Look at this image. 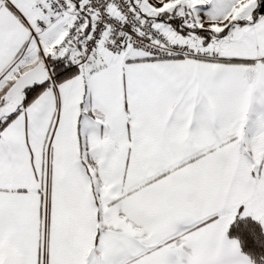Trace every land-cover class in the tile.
I'll list each match as a JSON object with an SVG mask.
<instances>
[{"label":"snow or ice","instance_id":"snow-or-ice-1","mask_svg":"<svg viewBox=\"0 0 264 264\" xmlns=\"http://www.w3.org/2000/svg\"><path fill=\"white\" fill-rule=\"evenodd\" d=\"M264 0H0V264H264Z\"/></svg>","mask_w":264,"mask_h":264},{"label":"trees","instance_id":"trees-1","mask_svg":"<svg viewBox=\"0 0 264 264\" xmlns=\"http://www.w3.org/2000/svg\"><path fill=\"white\" fill-rule=\"evenodd\" d=\"M250 232H255L258 237H264V233H261L259 225L250 217L243 220L237 217L234 224L230 226L228 235L230 238L239 239L242 248L248 251L253 247Z\"/></svg>","mask_w":264,"mask_h":264}]
</instances>
